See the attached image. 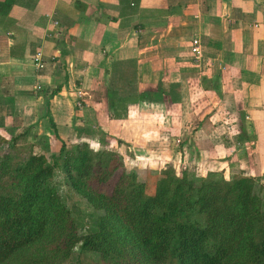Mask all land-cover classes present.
<instances>
[{
	"label": "crops",
	"instance_id": "1",
	"mask_svg": "<svg viewBox=\"0 0 264 264\" xmlns=\"http://www.w3.org/2000/svg\"><path fill=\"white\" fill-rule=\"evenodd\" d=\"M129 69L140 92L172 78L178 104L187 79L211 93L237 115L236 142L253 137L257 173L244 174H264V0H0V144L81 141L82 110Z\"/></svg>",
	"mask_w": 264,
	"mask_h": 264
},
{
	"label": "trees",
	"instance_id": "2",
	"mask_svg": "<svg viewBox=\"0 0 264 264\" xmlns=\"http://www.w3.org/2000/svg\"><path fill=\"white\" fill-rule=\"evenodd\" d=\"M129 82L122 91L112 78L106 95L118 117L128 102L181 101L176 84L140 92L136 76ZM17 139L5 154L0 144V264H85L90 253L101 264H264V185L257 190L256 176L196 178L169 167L149 192L116 152L65 141L58 153L48 143V153L35 152L37 144L21 148ZM244 139L253 137L241 132ZM58 170L99 213L86 233L53 184Z\"/></svg>",
	"mask_w": 264,
	"mask_h": 264
},
{
	"label": "rangeland",
	"instance_id": "3",
	"mask_svg": "<svg viewBox=\"0 0 264 264\" xmlns=\"http://www.w3.org/2000/svg\"><path fill=\"white\" fill-rule=\"evenodd\" d=\"M168 68L175 67L170 65ZM132 77V70L122 71L115 82L123 91L126 80L128 82ZM170 80L172 78L169 76L164 81L156 80L151 90L157 91L160 86L168 89ZM187 80L183 82V90L187 92L181 105L148 99L134 104L128 102L127 113L122 117L116 116L108 102L82 110V117L87 121L82 125V130L75 127L76 137L82 135V139L79 136L81 141L73 144L87 143L94 150L116 152L121 159V167L136 171L139 179L147 184L149 192L154 190L162 172L169 167H173L178 176L187 169L196 178L210 170L219 171L222 168L228 178L244 174V168L254 173V149L235 140L240 129L237 115L222 109L221 105L214 103L216 98L211 93L198 91L197 85L191 81L189 84ZM140 89H146V86ZM30 145L23 143L19 147ZM246 146L247 153L244 149ZM9 150L8 144H5L1 154ZM34 151L39 152L38 149ZM28 153L29 150L25 149L22 155ZM250 157L253 168L251 162L247 161ZM257 181L259 191L260 186L264 185V174L258 176ZM53 184L75 217L80 233H86L98 221L99 213L73 190L62 171H57ZM85 264L101 263L97 255L90 253Z\"/></svg>",
	"mask_w": 264,
	"mask_h": 264
},
{
	"label": "built area",
	"instance_id": "4",
	"mask_svg": "<svg viewBox=\"0 0 264 264\" xmlns=\"http://www.w3.org/2000/svg\"><path fill=\"white\" fill-rule=\"evenodd\" d=\"M192 51L197 54V57H200V45H199V41L197 39L194 40V46H193ZM77 105L80 108L83 107L81 102H78Z\"/></svg>",
	"mask_w": 264,
	"mask_h": 264
}]
</instances>
